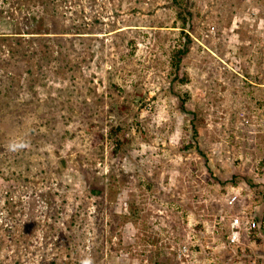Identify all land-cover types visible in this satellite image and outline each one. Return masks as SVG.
Listing matches in <instances>:
<instances>
[{
	"label": "rangeland",
	"instance_id": "1",
	"mask_svg": "<svg viewBox=\"0 0 264 264\" xmlns=\"http://www.w3.org/2000/svg\"><path fill=\"white\" fill-rule=\"evenodd\" d=\"M262 231L264 0H0V264H264Z\"/></svg>",
	"mask_w": 264,
	"mask_h": 264
},
{
	"label": "built area",
	"instance_id": "2",
	"mask_svg": "<svg viewBox=\"0 0 264 264\" xmlns=\"http://www.w3.org/2000/svg\"><path fill=\"white\" fill-rule=\"evenodd\" d=\"M242 222L238 218H234L230 223L229 233L227 237V243L228 245L235 246L239 244L240 237H241V231L243 230ZM258 228V223L255 222L254 219L250 220L246 228H244L246 231H254ZM185 251V249H183Z\"/></svg>",
	"mask_w": 264,
	"mask_h": 264
},
{
	"label": "crops",
	"instance_id": "3",
	"mask_svg": "<svg viewBox=\"0 0 264 264\" xmlns=\"http://www.w3.org/2000/svg\"><path fill=\"white\" fill-rule=\"evenodd\" d=\"M262 203H263V201H260V205H261ZM258 205H259V204H258ZM257 208L259 209L260 207L258 206V207H256L255 209H257ZM258 209H257V210H258ZM256 213L258 214V215H257L258 220H256V221L259 222V219L262 218V215H261V217H260V214H261V213H260V210H258V212H256ZM256 213H255V214H256ZM259 213H260V214H259ZM255 214H254V215H255ZM251 219H254V217H251ZM251 219H250V220H251ZM260 221H261V220H260ZM247 223H248V222H247ZM247 223L244 224V223L242 222V224H243V225H242L243 230L241 231V236H242V235H248V234H250L251 232H255V233H256V230H258V229L260 228V224H261V223H260V224L258 223V228H257L256 230H254V231H250V232H249V231H246V230L244 229V228H246ZM256 223H257V222H256ZM262 232H263V231H262ZM262 232H261L260 234H257V235H259L258 237L261 236V238L264 239V232H263V233H262Z\"/></svg>",
	"mask_w": 264,
	"mask_h": 264
},
{
	"label": "clouds",
	"instance_id": "4",
	"mask_svg": "<svg viewBox=\"0 0 264 264\" xmlns=\"http://www.w3.org/2000/svg\"><path fill=\"white\" fill-rule=\"evenodd\" d=\"M23 147H25L24 144L12 143L9 145V150L16 151L17 149L23 148ZM82 264H93V262L91 258H89V259H85L84 261H82Z\"/></svg>",
	"mask_w": 264,
	"mask_h": 264
},
{
	"label": "trees",
	"instance_id": "5",
	"mask_svg": "<svg viewBox=\"0 0 264 264\" xmlns=\"http://www.w3.org/2000/svg\"><path fill=\"white\" fill-rule=\"evenodd\" d=\"M187 37V40H190V38L188 37V36H186ZM187 52V50H186V48L184 49V50H180V51H178V55L180 56V55H184L185 53ZM178 62V61H177ZM183 103V102H182ZM191 127H192V131H193V133L194 134H196V129H195V126L193 125V123H191ZM92 192H94L95 194H96V192H95V190H92ZM97 192H99V193H101V191L100 190H97Z\"/></svg>",
	"mask_w": 264,
	"mask_h": 264
}]
</instances>
